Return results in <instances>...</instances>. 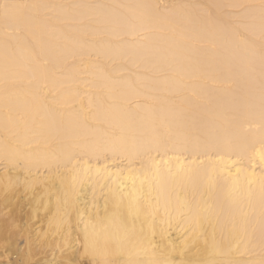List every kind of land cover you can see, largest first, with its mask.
Returning a JSON list of instances; mask_svg holds the SVG:
<instances>
[{"label": "bare ground", "instance_id": "bare-ground-1", "mask_svg": "<svg viewBox=\"0 0 264 264\" xmlns=\"http://www.w3.org/2000/svg\"><path fill=\"white\" fill-rule=\"evenodd\" d=\"M2 258L264 264V0H0Z\"/></svg>", "mask_w": 264, "mask_h": 264}, {"label": "rangeland", "instance_id": "rangeland-1", "mask_svg": "<svg viewBox=\"0 0 264 264\" xmlns=\"http://www.w3.org/2000/svg\"><path fill=\"white\" fill-rule=\"evenodd\" d=\"M9 257H10L9 259L11 260V262H14V261H15V260H14V259H15L14 257H12L11 255H10ZM2 260H3V261H2ZM2 260L0 259V264H2V263L4 262L5 259L2 258ZM5 261H6V260H5Z\"/></svg>", "mask_w": 264, "mask_h": 264}]
</instances>
